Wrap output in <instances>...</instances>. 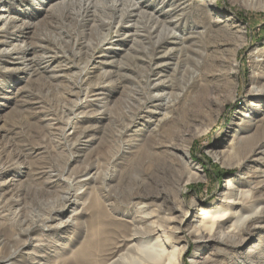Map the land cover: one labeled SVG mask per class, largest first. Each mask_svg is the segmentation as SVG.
Segmentation results:
<instances>
[{
  "label": "rangeland",
  "instance_id": "obj_1",
  "mask_svg": "<svg viewBox=\"0 0 264 264\" xmlns=\"http://www.w3.org/2000/svg\"><path fill=\"white\" fill-rule=\"evenodd\" d=\"M85 1L92 6L85 17L88 23L108 21L117 11L114 0ZM175 1L181 8L167 12ZM119 3L121 7L126 1ZM68 4L66 0H0V39H5L0 49L26 50L19 61L0 64V148L11 155L8 163L0 159V264H57L60 260L66 264L83 240L84 232L77 235V227L93 215L89 206L94 194L96 208L102 205L113 216L110 230L118 223L129 226L144 204L149 205L146 211L161 215L166 228L179 227L178 235L185 239L182 264H192L194 259L200 264H246V252L254 246L261 251L253 260L264 264V218L232 230L237 221L234 215L219 233L222 241L206 246L195 241L199 208L220 203L230 177L236 194L246 192L244 201L250 206L244 215L264 213V142L253 155L240 160L264 140V96L250 94L264 86V0H145L140 10L146 12L138 15L140 10L136 11L125 21L120 37L98 47L96 39L109 32L105 27L94 37L88 33L91 23L78 30L87 36H66V9L79 17L84 7L79 0ZM183 8L188 16L175 30L187 40L164 41L157 54L174 52L157 63L169 61L172 66L178 64V70H157L153 69L157 63L135 61L131 53L140 48L137 39H142H121L133 32L127 25L154 23L157 35L165 25H172ZM206 28L207 35L208 31L194 35ZM191 68L197 69L194 79L187 74ZM186 76L189 85L183 89ZM170 78H179V84L170 86ZM96 82L103 83L86 94ZM145 96L150 101L141 103L140 113L131 122L132 101H145ZM177 102L179 108L171 111L170 105ZM184 115L191 118L186 125L180 123ZM16 120L22 123L15 125ZM27 128L44 130L50 136L48 149L35 144L39 137L17 154L16 143L30 142ZM83 130H88L83 140L72 148ZM144 144L147 151L142 152ZM45 160L56 165L53 175L37 172ZM144 160L148 164L142 166ZM86 166L90 168L78 179H97L84 184L75 174ZM147 169L153 173L147 181L141 180L140 171ZM60 196L71 200L60 202ZM53 203L60 210L43 222L52 215ZM240 210L239 204L232 209L239 214ZM77 211L81 212L76 217ZM257 224L263 227L255 228ZM241 238V244L235 245ZM6 245L8 251L20 249L14 260L4 257L10 253L3 252ZM66 245L69 248L64 251Z\"/></svg>",
  "mask_w": 264,
  "mask_h": 264
},
{
  "label": "bare ground",
  "instance_id": "obj_2",
  "mask_svg": "<svg viewBox=\"0 0 264 264\" xmlns=\"http://www.w3.org/2000/svg\"><path fill=\"white\" fill-rule=\"evenodd\" d=\"M75 1L76 0H66V5H69L68 3L73 4ZM79 1L81 3V6H84L83 8H81V10L79 12V17H77V15H75V13L73 11L66 9V20L69 21L68 26H66V36L71 37L72 39L83 38V37L87 36L86 34H83L84 33L83 31H78V30H79L80 26H83V25L86 26V25H89L91 23V22L88 23L85 20V17L87 16L88 12L91 11L92 6L89 3L86 4L87 2L85 0H79ZM125 1H126L125 5L119 7L120 6L119 0H114L113 5L115 6V9L117 11L112 13L110 20H108V21L105 20L104 22H100L101 21L100 19H92V23L89 25V31L90 32H88L91 35L90 37H94L96 32L100 33L101 32L100 30H102L100 28L105 27L109 30V32H107V33H101V37H98L96 39L97 40V47L111 41V39L113 37H116V36L120 37L121 36L120 31L124 27L125 21L128 18H131L132 16H134L136 11L141 9V4H143V2L145 0H125ZM164 1H166V0H164ZM180 8H181V3H176V1H175V2L170 4V8L166 11L170 12V13L176 12ZM182 10H183V12L178 13L176 15V19L173 20V23H172L173 26L171 24L165 25L162 28V30L164 32L160 29L159 33L157 32V35H154V32H156L158 30L157 24L153 23L151 25H141V24L135 22L133 24L127 25L129 29L133 30V32H130V33L128 32L121 39H127L128 40L129 37H131V36H138L142 39V40L137 39V41L141 42L142 45L140 46V48H138V47L135 48V51H133V53H131V57L133 59H135V61L140 60V61H144V62H149V64H151V63L156 64L157 60L159 58L165 59V58L173 57L174 52H172V51L163 53L161 55H157V54H158V51L161 48L162 43L164 41H171V39H173V38L181 40L179 42L187 40L186 37H183V36L177 34V32L175 30V27H177L188 16L187 15L188 10H185L184 8ZM144 12H146V11L140 10L138 15H140ZM117 15H118V20L116 19ZM151 15L154 16V18L158 19V17H156L154 13H151ZM116 22H117V25H115ZM72 27H74V28L72 29ZM76 27H78L77 30H76ZM114 27L117 28V30L115 32L112 30ZM124 28H126V27H124ZM207 31L208 30L206 28L204 31H198L197 34H194V35L195 36H198V34L199 35L200 34L205 35V33ZM208 33H209V31L206 33V35ZM154 36H156L157 38L154 39ZM4 40L0 39V42H5ZM196 44H198V43H196ZM186 47H188V46H186ZM25 52H26V50H24V47L23 48H15L14 51H11L5 47L1 48L0 49V64L4 63L5 61L11 62V60L16 61V59L17 60L21 59L24 56L23 53L25 54ZM159 52H161V51H159ZM171 64L172 63H170L169 61L160 62V63H157L153 67V69L155 68L157 70L160 69L162 71L163 70L165 71V70H168L169 68H171V70L174 69V71L178 70V68H179L178 64L175 66H172ZM120 66L125 67L124 64L120 65ZM1 67L2 66L0 65V68ZM7 69H9V67ZM22 69H25V68H22ZM196 71H197V69L191 68V70L190 69L188 70L189 73L187 72V74H189V76L192 74V78L194 79L197 77V75L195 76ZM107 72L108 71H106V73ZM149 74L150 73L145 75L147 82L150 80ZM198 74L203 75V73H198ZM87 75H88V73H87ZM260 76H262V75L260 74L259 77ZM255 77H257V76H255ZM201 78H202V76H201ZM138 81L143 82V78H140ZM168 82L171 83L170 86L175 87L176 85L179 84L180 81H179V78L178 79L170 78L168 80ZM101 83H103V82H96L95 84H92L89 87V89L85 90V93L86 94L91 93L93 90H95V88L100 87ZM159 84H165V83H159ZM159 84H157L155 86H159ZM40 85H45V83H42ZM188 85H189V81H187V76H186L185 80H184V84H182L181 86L183 87V89L184 88L187 89ZM146 87H148V83H147ZM40 92H41V90H40ZM137 93L140 94V90H137ZM250 94L255 95V96H259V97L264 96V86L252 89L250 91ZM32 95H33V93H32ZM41 95H43V94H41ZM33 97L38 98L36 95L32 96V98ZM145 99L146 100L142 101V102L138 101L137 104L134 103V101H132L133 105L131 107V113H132L131 118H130L131 122L140 113V111L142 109L141 103L144 104L146 101H150V98L148 96H145ZM134 100H136V99H134ZM174 102H175V100H174ZM40 103H41V101H40ZM126 103H128V102H126ZM178 105H179L178 102H177V104H171L170 107L173 106V107H171V111L176 112V110L179 108ZM129 106L130 105H128V107ZM27 118H28V116H27ZM172 118H174V117H172ZM19 119H20V117H19ZM119 119H120V117H119ZM190 120H191V118L189 115H186V116L184 115L182 117L180 123H185V125H186L189 123ZM18 122H20V124H21L22 120L17 121V123L15 122V125H20ZM25 124H27V123H25ZM30 124H31V122H30ZM126 126L128 128L129 124H126ZM26 131L28 133V136L31 138V139H29L30 142H26V144H21L20 142H18V144L16 143L18 150H20V151L16 150L17 154H19L20 152H23L24 149H26L29 145H32L33 143H35V141L33 139H36L39 137H41V139H37L36 141H38V143H35V144H39L40 146L48 149V147H49L48 141H50V136H48L44 130L38 131V130H33L30 128H27ZM87 131L88 130H83V132L80 134L79 139L75 142V144H74V146H72V148H75L80 144V141L83 140L82 137L85 136V133ZM15 137H17V136H15ZM12 140H13V138H12ZM32 140H33V143H32ZM263 142H264V140L259 141L258 143H256L255 146H252L250 148V150L248 152H246L248 154L240 157V160H241V158H243L242 161H244V159H246L248 155H249L248 157L253 155L260 148V146L263 144ZM12 143H10V144H12ZM142 146H144V147L142 148L141 151L142 152L147 151L146 145L144 144ZM12 147H13V145H12ZM14 147L16 148V146H14ZM12 149L13 148H11V150ZM238 149H240V148H238ZM5 152H6V150L4 149V147H1L0 148V159L6 158V162L8 163L9 161H11V159H9L11 155L9 154L8 156H6ZM242 154H244V153H242ZM115 155H116V153H115ZM16 161H18V160H16ZM12 163L10 165H12ZM147 164H148V162L146 160H144L142 163V166H145ZM55 167H56V165H54L50 160H45V161H43L42 165H40L38 167L39 170L37 169V172L38 173H44V172L49 173V171H50L49 175H53L52 170H56ZM88 168H90V166H86L85 168L80 169V171H78V173L75 174V179H78V178L84 176V173L88 170ZM151 171H152L151 169H147L146 171H140L139 176H141V180L147 178L146 179V181H147L149 176H150ZM151 173H153V172H151ZM93 178H95V177L92 176V177H88V178L80 179V180L78 179V180L79 181L83 180L82 183L86 184V182L88 183L89 181L93 180ZM95 179H97V177ZM137 179L139 181L140 177H137ZM82 183L80 186L84 185ZM139 185L140 184L137 183V186H139ZM37 187H35V188H37ZM99 189H100V187H97V189L95 191L97 192V191H99ZM37 190L38 189H35V193L37 192ZM235 190H236L235 183L233 182L232 178L230 177V178H228V181L226 183V191L223 193V196L220 199V203H218L217 205H213V206H202L201 208H199L198 216H197L199 225L195 226V230L197 232V237L195 238V241L197 243H201L202 245L206 246L211 241H222L221 240L222 238H221V236H219V233L223 232V229L225 228L224 225H225L226 221H228L234 215H236L237 221H235L231 225L232 230H236L237 228H240V227H242V228L245 227L246 223H248L249 220H252L254 218H257V217H258V219L264 218V213H262L263 210L262 211L260 210V212L257 211L255 213L249 212V214L244 215V211L246 210L247 207L250 206V205L248 206V204H246V202L244 201V196L246 195V192L243 191V192H241V194H236ZM77 194H80V193H75L76 196H77ZM95 196L96 195L94 194V196L91 200V204L89 206V209H91L92 214H93L91 216L90 220L86 224L80 223V222L78 223L77 235L80 236L84 232L83 240L81 241L80 246L73 250L72 255L68 256L66 258V264H182V257H183L184 251H185V246L181 245V243L184 242L185 239L183 236L178 235V233L180 234L182 232V230H180L179 227L173 228L171 226H167V228H166L165 225L160 221V218H162L161 215L160 214H154L152 211H146L145 207H148L149 205L144 204V205L140 206L142 208L140 211V214L135 216V218H132L129 226L126 225V223H118L117 225L119 227L114 226L111 228L112 230H110V225L112 224L111 218L113 216L108 212L107 209L103 208L102 205H98L96 208V206L94 205V202L96 201L97 197H95ZM236 197L238 199H236ZM62 199L66 200V202L71 200V198H69L68 196H66L65 198L60 196V202L62 201ZM252 200L255 202L258 199H257V197L256 198L254 197V199H252ZM6 201L7 200H5V203H6ZM57 201H59V200H57ZM54 202H56V201H54ZM3 203H2V205H3ZM237 204L241 205L240 211H243L240 214L238 211L237 212L232 211L233 207ZM0 206H1V204H0ZM59 206H60L59 204H58V206H55L53 203V206L51 207V210H50L51 214L52 213L54 215L57 214V212L60 210ZM4 207H7V206H4ZM84 211H86V206L83 207L82 212H84ZM80 212L81 211L75 212L76 217L78 216V214ZM53 214L51 216H48L47 218L43 219V222H46L50 218L52 219L54 217ZM153 217H155L156 219H152ZM164 218L168 219L169 222L174 221V219H172L171 217H164ZM259 223H260V221H259ZM257 227H263V225L257 224V225H255V228H257ZM154 238H155V240H154ZM152 240H153V242H152ZM242 241H243V238H241L239 241H237L234 244L240 245ZM168 245H169V247H168ZM68 248L69 247L67 245L63 247V249H65L64 251H66V249H68ZM8 249H9L8 245L4 246L3 252H5V251L7 252ZM107 250H108V252H105ZM19 251H20V249H14L13 252H12V250L8 251L10 253L5 254L6 256H4V257H7L9 260H14L17 257ZM259 251H261V250L255 246L252 248H249L246 252V255H245L247 257V260H248V261H246L247 262L246 264H260L259 261L253 260L254 257L259 255L258 254ZM2 259H3V256H0V260H2ZM191 263L192 264H200V261H198L197 259H194L191 261ZM263 263H264V261H263ZM11 264H14V262H12ZM44 264H50V263H44ZM57 264H65V262H62L60 260L59 262H57ZM232 264H234V262Z\"/></svg>",
  "mask_w": 264,
  "mask_h": 264
}]
</instances>
